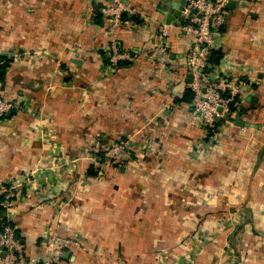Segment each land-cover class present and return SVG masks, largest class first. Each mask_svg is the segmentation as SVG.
Wrapping results in <instances>:
<instances>
[{
  "label": "crops",
  "instance_id": "obj_1",
  "mask_svg": "<svg viewBox=\"0 0 264 264\" xmlns=\"http://www.w3.org/2000/svg\"><path fill=\"white\" fill-rule=\"evenodd\" d=\"M125 1L115 35L132 60L103 76L106 0H0V96L19 106L0 120V187H16L25 254L57 225L84 246L58 264H264V0L229 8L214 69L248 86L210 136L183 97L191 38L172 26L164 64L148 59L180 0ZM127 136L132 152L97 168Z\"/></svg>",
  "mask_w": 264,
  "mask_h": 264
},
{
  "label": "built area",
  "instance_id": "obj_2",
  "mask_svg": "<svg viewBox=\"0 0 264 264\" xmlns=\"http://www.w3.org/2000/svg\"><path fill=\"white\" fill-rule=\"evenodd\" d=\"M230 1L236 3L244 0H184L178 22L171 26H161L158 44L148 55L149 60L164 64L169 46V28L172 26L180 36L191 38L192 43L187 44L184 57L186 72L191 76L190 83L186 84V88L191 93L189 102L191 118L203 126L208 136L216 128L218 120L232 113L229 112V104L234 99H239V102H233L234 106L239 107L242 93L248 86V82L244 79L228 78L217 73L214 69L215 65L209 61L212 52L221 50L223 30L228 25L230 15L227 7ZM88 11L91 13V8ZM99 13L106 23L105 32L108 38L107 54L101 67L102 75L107 76L119 66V62L132 60L129 52L118 48L115 30L121 24L123 15L129 21L135 16V11L125 0H106V3L99 9ZM18 108L19 106L15 103L0 96V120L11 110ZM162 109L171 110L172 103H164ZM44 143L50 144L46 139ZM134 143L132 138L127 136L122 141L106 147L102 154L103 164L109 165L113 162L119 165L124 156L132 152ZM151 144L146 142L144 150L149 152ZM92 161L96 163L95 159ZM100 165L102 164H96L97 168ZM14 191L16 187L13 186L0 187V195L3 196L2 217L6 221L0 230V264H58L63 252L81 247L77 236L63 235L59 226L56 225L41 238L39 252L28 258L22 242L15 235V227L12 226L9 217L16 199Z\"/></svg>",
  "mask_w": 264,
  "mask_h": 264
},
{
  "label": "trees",
  "instance_id": "obj_3",
  "mask_svg": "<svg viewBox=\"0 0 264 264\" xmlns=\"http://www.w3.org/2000/svg\"><path fill=\"white\" fill-rule=\"evenodd\" d=\"M99 16H100V21H102L101 20V14L100 13H99ZM123 19H126V16L125 15L122 16V20ZM221 58H222V52L221 51H216V52H212L211 53L210 58H209V61H210L211 64L217 65L219 63V61L221 60ZM9 63H10L9 58L0 57V85H2L3 82H4L5 74H6V69L8 68ZM125 64H128V62L127 61H121V62H119L118 65H125ZM223 96L226 97L225 94H223ZM183 97H184V101L190 102L191 93H190L189 89H186L185 90V92L183 94ZM233 102L237 103V102H239V99H234ZM233 102L229 104V112L230 113L231 112L232 113L233 112L234 113H236V112L239 113V111H238V108L239 107L238 106H234ZM222 122H223V119L218 120V122L216 124V127L219 126L220 124H222ZM104 149L105 148H102V149H100V151H97V154H96L97 160L95 162H97L98 164H103L102 154L104 152ZM93 166L92 165H89L88 175L90 174V175L94 176L96 173L99 172V171L98 172H94L96 170L93 168ZM107 166H109V167H116L117 164L111 162ZM92 170H94V171H92ZM2 200H3V196L0 195V230H1L2 226L6 223L5 219L2 217V207H1V201ZM12 226H14V225L12 224ZM14 232H15L16 237H18V239L21 241V239L19 237V234H18V231L15 229Z\"/></svg>",
  "mask_w": 264,
  "mask_h": 264
},
{
  "label": "water",
  "instance_id": "obj_4",
  "mask_svg": "<svg viewBox=\"0 0 264 264\" xmlns=\"http://www.w3.org/2000/svg\"><path fill=\"white\" fill-rule=\"evenodd\" d=\"M183 3H184V0H180V2H179V6L176 8V10H175V11L173 12V14L170 16L169 21H170L172 18H175V17H177V16L179 15V13H180L181 10H182ZM233 3H234L233 1L228 2L227 7L230 8V7L233 5ZM169 21L167 20L166 23H168ZM188 77H189V81H188L187 83H190V81H191V76L188 75ZM6 115H8V114H6ZM233 124H234V126H237V127H246V126H247L246 124L242 123V122L239 121V120H235V121L233 122ZM2 255H3V254H2ZM66 255H68V252H67V251H66V252H63L61 258H64Z\"/></svg>",
  "mask_w": 264,
  "mask_h": 264
}]
</instances>
